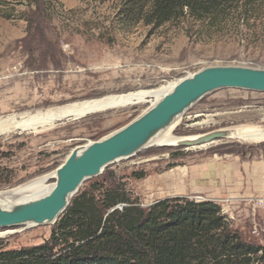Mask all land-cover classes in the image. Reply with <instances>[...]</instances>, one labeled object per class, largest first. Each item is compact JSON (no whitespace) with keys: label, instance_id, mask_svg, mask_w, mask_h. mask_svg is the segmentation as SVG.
I'll return each instance as SVG.
<instances>
[{"label":"rangeland","instance_id":"374dc122","mask_svg":"<svg viewBox=\"0 0 264 264\" xmlns=\"http://www.w3.org/2000/svg\"><path fill=\"white\" fill-rule=\"evenodd\" d=\"M121 2L0 0V117L156 89L207 66L264 69V0L234 6L216 20L186 16L159 27L126 26L117 15ZM152 100L148 97L140 104L63 118L45 129L0 135V190L54 171L73 146L121 128ZM245 128L264 129V92L224 88L191 105L172 133L187 137ZM258 153L264 155V138L226 137L192 149L146 146L132 157L109 164L104 174L110 179L104 183H123L142 207L173 196L211 200L203 194V161ZM137 172L146 175L137 179L132 176ZM102 181L103 175H98L82 185L87 188ZM224 199L230 202L223 203ZM237 200L226 196L212 201L220 205L221 213L225 206L228 213L222 214L232 228L241 229L244 237L260 239L264 206L246 200L257 215L237 222L232 211ZM17 201L0 199V206ZM52 226L0 227V249L41 244Z\"/></svg>","mask_w":264,"mask_h":264},{"label":"trees","instance_id":"16d2710c","mask_svg":"<svg viewBox=\"0 0 264 264\" xmlns=\"http://www.w3.org/2000/svg\"><path fill=\"white\" fill-rule=\"evenodd\" d=\"M256 1L122 0L117 15L126 26L159 27L186 16L216 20ZM104 172L102 183L80 187L43 243L0 249V264H264V230L244 237L218 203L173 196L142 207L123 183L105 185Z\"/></svg>","mask_w":264,"mask_h":264},{"label":"water","instance_id":"95a60500","mask_svg":"<svg viewBox=\"0 0 264 264\" xmlns=\"http://www.w3.org/2000/svg\"><path fill=\"white\" fill-rule=\"evenodd\" d=\"M224 88L264 92V69L215 65L179 78L170 91L126 125L101 139L73 146L54 169V185L48 193L14 202L9 207L0 206V227L54 224L86 180L100 175L109 164L134 156L191 105ZM230 134L229 129L212 130L182 141L179 146L192 149Z\"/></svg>","mask_w":264,"mask_h":264},{"label":"bare ground","instance_id":"6f19581e","mask_svg":"<svg viewBox=\"0 0 264 264\" xmlns=\"http://www.w3.org/2000/svg\"><path fill=\"white\" fill-rule=\"evenodd\" d=\"M178 81L179 79H174L156 89L111 94L100 98L74 102L55 110L50 108L46 112L37 111L33 114L22 113L19 116L13 114L6 115L0 117V135H6L11 131H36L43 128L45 129L54 124L57 120L63 118H77L93 112L140 104L147 101L148 97H153L152 102H154L163 94L170 91ZM179 123L180 115L171 123V125L153 137L146 146H178L182 141L197 137V135L187 137L174 135L172 132L178 127ZM234 136H238L241 139H262L264 138V129L245 128L231 131V134L228 137L234 138ZM198 147L200 148V146ZM54 174L55 171H52L13 188L0 190V199H14L20 201L46 194L54 185L53 182H49Z\"/></svg>","mask_w":264,"mask_h":264},{"label":"crops","instance_id":"0c3cea01","mask_svg":"<svg viewBox=\"0 0 264 264\" xmlns=\"http://www.w3.org/2000/svg\"><path fill=\"white\" fill-rule=\"evenodd\" d=\"M203 180V194L208 195L207 199L236 197L238 200L232 205L234 219L237 222L253 220L257 214L244 198L264 197V155L230 154L207 159L203 161Z\"/></svg>","mask_w":264,"mask_h":264},{"label":"built area","instance_id":"2783aa9c","mask_svg":"<svg viewBox=\"0 0 264 264\" xmlns=\"http://www.w3.org/2000/svg\"><path fill=\"white\" fill-rule=\"evenodd\" d=\"M244 200L245 201L246 200L252 201V203H253V201H256V203L259 204V206H264V197H260V198H256V199H251V198L247 197ZM222 202L228 204L230 202V199H224ZM224 208H225V206L222 207V213H228V211Z\"/></svg>","mask_w":264,"mask_h":264}]
</instances>
